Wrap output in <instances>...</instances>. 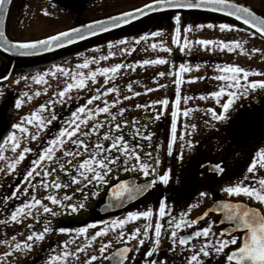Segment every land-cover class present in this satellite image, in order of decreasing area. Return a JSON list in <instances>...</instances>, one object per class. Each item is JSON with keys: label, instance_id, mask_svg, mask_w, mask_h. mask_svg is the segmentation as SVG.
I'll return each mask as SVG.
<instances>
[{"label": "snow or ice", "instance_id": "obj_1", "mask_svg": "<svg viewBox=\"0 0 264 264\" xmlns=\"http://www.w3.org/2000/svg\"><path fill=\"white\" fill-rule=\"evenodd\" d=\"M10 0H0V19L8 11ZM207 9L214 12L227 13L238 20H242L245 25H250L256 30L253 36L264 35V16L258 15L252 8L245 6L237 0H147L142 6L135 7L128 11H122L115 15H110L105 19H93L88 23H81L78 26L70 27L55 34L48 35L40 39L18 41L10 39L5 30L0 27V49L5 52H12L21 56H33L41 53L51 52L55 49H62L67 45H72L78 41H83L88 37L106 33L110 29H116L122 25H129L131 22H140L143 17L148 23L154 21L162 23L160 17L148 19L150 13H161L165 10H200ZM46 11V10H45ZM181 11H174L169 18L172 24L171 44L179 47L181 53L187 54L193 45H200L211 50V47H219L233 52L235 49L244 51L242 44L236 40H213L197 39L195 41L188 38V33L194 29L216 28L213 23L194 24L183 20ZM220 30H230L235 26L229 23L218 25ZM183 32V38L181 36ZM163 28L154 31H145L139 37L123 38L117 41H108L107 55L97 57H85L82 63L75 66V70L63 67L60 64H52L44 71H38L31 79L40 84H47L46 77H55L58 74L66 77L64 86L61 90L53 91L50 99L46 103H40L38 107L20 117V122L12 125V130L0 139V158L5 157V148L18 156L8 157L7 171L11 173L17 169L18 165L25 160L26 155L31 154L33 158L29 161V166L23 170L22 179L24 186L18 184L17 190L11 193V197L25 196L22 203L15 206L11 212V221L19 222L25 217L40 220L41 209L44 214L50 217L65 214L67 212L77 213L85 208L86 201L101 195V189L106 188V199L102 206V211L109 209L123 208L126 204L136 201L138 198L154 190L158 184L168 185L172 179V169L165 167L161 170V150L171 156L177 139L183 140L180 151L177 154L183 160L185 147L189 150L193 148V141L185 139V134L177 136L178 116L189 117L195 109L184 107L181 109V100L185 104L193 97L181 95V86L186 82L185 73H190L193 68L200 69L201 64L195 65L188 62H180L177 66L176 61L169 56H156L155 58L138 59L130 62H119L110 66L101 67L100 61H104L117 54H131L135 51V45L148 38L162 36ZM114 45H124L117 51H113ZM151 48H162L169 54L173 53V47L165 45L163 41L153 42ZM99 50V47L97 48ZM253 52L259 51L252 49ZM83 56V53H77ZM95 63L94 69H89V65ZM168 63L170 68L167 72L159 71L151 77L154 81L160 77H175L170 79L168 84L174 85V100L172 101V111L170 112V138L166 144L157 142L155 154L153 151L143 152L145 146L152 148V141L155 133L150 130V125L160 121L164 115L170 100L167 94L163 98L152 99L146 103L120 106L123 101L139 97L142 94L153 92L159 88L167 87L168 84L156 83L155 88L145 87L143 93L135 91L133 83L127 82L123 87L130 95H121L120 86L110 81H115L120 75V70L130 69L133 72L137 66L163 65ZM207 63V62H205ZM218 73L209 79H215L222 83L216 85V90L209 91L201 95V99H214L220 106V111L215 108H208L207 112L211 120L207 123L226 121L229 110L241 96L249 95L250 90L264 89V80H251L249 70L234 63H216L211 65ZM87 69L88 71H82ZM103 76V84L106 87H95L92 95L87 97L85 104H80L70 111L68 117L57 124L55 130L50 126L54 121H58L55 112L57 103L65 104L70 99L72 89L82 90L91 80L96 83L97 77ZM4 77L0 76V79ZM24 77H21L23 79ZM205 76H190L188 82L204 80ZM48 92V87L43 89ZM115 93V98L108 100L107 96ZM35 95L39 96L37 91ZM227 97L222 102L223 97ZM32 99L29 92L20 93V98L15 100V107L19 109L24 98ZM101 101V104L95 103ZM91 105V106H89ZM159 106V110L157 109ZM132 108L151 113L146 118L131 119L124 118V114ZM113 109H115L113 111ZM35 126V131L30 132V126ZM197 125L184 124L185 133L189 130L195 131ZM47 131L45 132V130ZM42 133L47 137L41 139ZM38 141L37 149L27 145V141ZM24 146L21 149V144ZM264 167V148L256 151L250 164L248 165L245 176L241 181L224 189L229 196L241 194L264 204V177L258 181L252 177V184L242 183L247 178V173H252L257 166ZM201 167H207L210 171L222 174L224 168L222 163H205ZM121 173L129 174V178L121 179ZM140 178H143L142 180ZM259 187H256V184ZM72 189L70 193L67 191ZM43 190V194H40ZM63 192V195L60 193ZM79 194L80 200L75 203L71 201ZM209 192H200L201 198L208 197ZM39 196V198H38ZM5 199H9L6 197ZM57 206L58 211H54L48 203ZM193 205H188L187 211L181 210L178 214L173 213L172 206L167 202V198L161 197L157 202V207L149 206L146 210L127 211L121 217L110 216L108 219L97 220L93 223L76 228L59 227L56 231L69 234L68 239L60 242L59 248L52 250L45 264H67L68 258L76 260L79 254L91 248L98 238L108 235L115 231V240H101L98 247V255L88 256L86 264H93L97 260H108L109 264H136L137 256L140 255L141 248L147 245L143 252L141 264H167L166 258L159 259L158 253L162 250L165 241L170 242L167 251L175 252L179 248L181 253H186L185 264H207L206 260L210 256H223V264H264V210L259 207L250 206L241 201L219 200L212 208L204 211L194 219L189 218ZM35 210V212H34ZM216 212L222 215L218 221H210L207 226L195 227L199 221L204 220L210 213ZM155 217V220L153 219ZM143 220L141 226L135 227L131 231L126 230L129 222ZM49 219H43L44 227L39 231H31L27 239L15 243L16 249H31L36 241H43L47 233L52 232ZM224 225L219 232L212 230L213 224ZM31 229L32 225L29 224ZM95 229L90 235L88 229ZM182 230H190L181 234ZM77 240L80 243L77 245ZM136 241L134 246H129V242ZM119 242L120 246L116 244ZM0 243H8L0 241ZM71 245H76L74 250H70ZM111 249V251H109ZM228 249L227 251H225ZM135 252L136 255L129 258V253ZM107 253V255H105ZM157 257V258H153ZM3 259V257H0Z\"/></svg>", "mask_w": 264, "mask_h": 264}, {"label": "rangeland", "instance_id": "obj_2", "mask_svg": "<svg viewBox=\"0 0 264 264\" xmlns=\"http://www.w3.org/2000/svg\"><path fill=\"white\" fill-rule=\"evenodd\" d=\"M146 1L147 0H28L25 2L24 0H17L14 9V19L12 20L9 31L12 36H38L44 33L52 32L53 30H58L59 28L68 24H72L76 21L98 17L118 10L129 9ZM171 16L172 14L157 16L162 18V23L157 21L148 23V20L143 21L122 30L106 34L104 36H101L100 38H96L95 40H91L70 50L61 52L59 54H53V56L43 58L40 62H31L30 64H28V66L26 64L22 65L20 64V62H17L18 64H16L17 66L14 72V78L24 77L20 83L21 85H23L27 82V79L31 80V77L34 76L36 72L44 71L52 64L57 63L63 67H69L70 69L75 70V66L82 63L85 57L98 58L101 55L106 56L108 52V41H117L123 38L132 40V38L143 35L145 31L150 32L158 30L159 28H163L164 33L162 36H150L148 40L140 41L135 45V51H133L131 54H126L123 56L120 55L117 49L120 47H124V45H114L113 51H117V54L107 60L100 61V66L105 67L119 62L126 63L138 59L155 58L156 56L169 55H171V58L176 61L177 66L180 62L185 61L192 65H195L197 63L201 64L202 66L200 69L193 68L192 72L185 73L186 82L181 86L182 97L184 95L193 97V99L189 100L186 104L182 99L180 104L181 109H183L184 107L195 109V111L187 118L183 117L182 114L178 116L177 136L179 137L182 133H184L185 139H191L194 145L191 150L185 147L183 152V159L189 160L190 158H197L203 160L209 158L210 160L218 161L219 159L227 158V156L230 154L231 165L239 164V162H241L244 157H247L248 151L252 148V145L250 143H246L250 140L255 141L257 139H255L256 137L251 136L250 133L245 134L246 136L244 134L233 135L235 127L240 129L242 123H244L242 120V118H244L243 116H234H236L237 113L246 112L247 109H252V116L257 113H264V103L262 102L264 101V99L261 100L262 97H264L263 94H260L261 99H259L258 102L254 103L252 101L253 98L257 96L256 94H259L260 90L264 91V89H253L250 90L249 95L241 96V98L236 101L233 107L229 110L228 119L221 122L213 121L212 123L214 124V126H209V124L207 123L211 120V116L207 112V109L215 108L217 112H219L221 110L220 106L217 105L212 98L201 99L200 97L204 93L216 90L215 86L222 83L221 81L208 78L218 75V73L211 67V65L216 63L237 64L249 70V81L264 80V40L257 36H253L251 32L240 28L234 22L223 17L208 14H194V16L191 17L189 16V14H182L183 20L187 22H192L194 24L213 23L217 25V27L213 29H209L207 27H205L204 29H194L192 32H189L187 34L190 40L195 41L197 39H213L217 41L225 40L226 42L236 40L240 42L244 48L243 52H241L239 49H235L233 52H228L226 49H220L219 47L210 46L211 50H209L203 46L194 44L192 50L187 54H184L179 51L178 46L171 44L172 24L169 19ZM221 23H229L234 25L235 27L230 30H220L218 25ZM181 36L183 38V32ZM159 41H163L165 45L173 47V53L169 54L162 48L158 47L156 49H153L149 46L151 43ZM98 47L99 50H97ZM252 49H258L259 51L253 52ZM77 53H83L84 55L78 56ZM1 60L3 61L2 56H0V61ZM3 63L5 64V67H3V64L0 63V73H3L9 64V62L7 61H4ZM20 65H22L21 67L25 69V71L23 72L24 74L20 73V70H18V66ZM96 66L97 65L95 63L90 64L89 69H94ZM169 68L170 65L168 63H165L163 65H152L144 67L137 66L134 72L130 69L122 68L117 79L114 82L110 81L109 85L107 86H111L112 83H115L116 85L120 86L121 95H130L127 89L123 87V85H125L129 81L135 82L139 80L140 83H133V88L135 91L143 93L145 87L155 88L156 83L162 85L168 84L170 79H174L175 77L170 78L167 75L158 78V80L156 81L151 79V77L155 76L157 72H167ZM26 71H31L33 73H26ZM82 71H85L86 73L88 70L84 69ZM190 76H205L206 78L204 80L197 79L196 81L188 82V77ZM66 79V77L58 74L55 77H46L47 84L38 83V87L36 88L37 91L40 92L38 100H35L34 97L32 100L28 101L29 105H33L31 110H35L40 103H46L48 99L52 98V92L61 90ZM7 83H10V81H2L0 82V86L9 87ZM97 86L101 88L106 87L103 84V76H98L95 84H93L91 80H89L87 82V86L82 90L78 91L76 89H72L69 94L70 99L66 100L65 104H56L55 112L59 119L58 121L53 122L54 127H50L55 130L57 124L64 118L68 117L70 111L74 110L80 104H85L87 97L93 94L91 90ZM45 87H48L47 93L43 91ZM165 94L168 95L170 104L165 112L164 117L160 121L155 122V124L150 125V130L155 133L153 141L151 142L152 149L145 146L143 152L153 151V154H155L156 143L160 142L166 144L167 140L170 138V112L172 111V101L174 100V85L168 84L167 87L159 88L153 92L142 94L139 97H133L130 100L123 101L120 105L127 107L128 105L137 103H146L152 99L163 98ZM114 98L115 93H110L107 96L108 100H112ZM226 98V96L223 97L222 102ZM95 103L101 104L102 106L101 101H96ZM7 108L9 109L12 117L15 119L16 116L20 117L22 115H25L24 111H28L26 109H28L29 107L27 102L25 101L24 104H22V106L19 108L20 113H18L17 109H14L11 112L10 106H8ZM133 109L134 110L131 109L130 111L126 112L124 114V118H146L147 115L151 114L149 112L145 116H138L136 114H143L144 112L136 108ZM157 109L159 110V106H157ZM66 110L67 112H65ZM114 110L115 109H113V111ZM256 118L259 119V116H256ZM247 121L248 120H246V122ZM185 123H195L197 125L196 130H189L190 134L185 133ZM243 125L242 127H244ZM46 131L47 129L45 130V132ZM254 135L256 136V134ZM183 143V140H180L179 138L177 139L174 145V154L177 155L179 153V148ZM245 147L247 148L245 149ZM163 155H161V161L163 160ZM8 156L14 157V154L12 156L8 154ZM126 175L129 176V174L121 173L120 178H125ZM236 182L237 181L232 180L230 182L231 186ZM106 190V188H102L101 195L95 198H90L85 202V208L80 209L77 213L67 212L54 218L50 217V226L52 227L53 231L47 233V237L45 236L48 239L54 240L50 254H52L53 249H57V251H59L60 242L68 239L69 237V234L60 233L56 231V229H58L59 227L72 229L82 225L83 221H85V219L90 215V211L93 209V206L96 204V202H98V200L102 196H104ZM202 190L203 189H200V192ZM67 191L71 193L73 190L70 191V189H68ZM60 194L63 195V192H61ZM237 197L247 196L241 194ZM78 200H80L79 194H77L71 202L75 203ZM203 203L204 201H201L200 205H203ZM256 203L259 202L256 201ZM48 204L53 208L54 211H58L57 206L51 205L50 202H48ZM131 226L132 224L131 222H129L126 225V230L131 231ZM94 231L95 229L89 228V235ZM6 232L7 238H5L4 235L2 236V238L0 237V241H2V239H5L8 242L0 243V257H3V259H0V264H20L21 260L25 259L29 252L30 254H32L37 250L36 245H33L30 250L23 248L16 249L14 247L15 243H19L20 241H23L25 239L24 236H16V226L9 227ZM115 237L116 232L111 231L107 236L98 238L97 242H95L91 248H88L85 252L79 254L76 260H73L71 257H69L67 264H86L88 256L92 254L98 255L97 250L101 240H115ZM79 243L80 241L77 240L76 244L78 245ZM75 246L76 245H71L70 250H74ZM46 261L42 262L41 264H45ZM93 264H103V262L102 260H97L96 262H93Z\"/></svg>", "mask_w": 264, "mask_h": 264}, {"label": "flooded vegetation", "instance_id": "obj_3", "mask_svg": "<svg viewBox=\"0 0 264 264\" xmlns=\"http://www.w3.org/2000/svg\"><path fill=\"white\" fill-rule=\"evenodd\" d=\"M17 0H15L16 3ZM25 2L28 0H24ZM242 2H246L249 5H253L257 9H259L261 12L264 13V0H239ZM15 3L11 12V16L9 19V27L11 26L12 20L14 19V9H15ZM91 19V18H90ZM89 20V19H86ZM81 20V21H86ZM81 21H76L72 24H68L66 26H63L60 29L75 25ZM58 30H53L49 33H44L38 36H14L15 39L18 40H25V39H33L36 37H41L44 35H48L50 33H53ZM2 56L3 61L1 60L0 63L3 64L2 66L5 67L4 61L9 62L8 67L5 69L3 73H0V76H5L9 70L10 67V58L0 54ZM41 59H35L31 61H17L20 62V64H30L31 62L37 61L40 62ZM15 63L14 68L11 72V75L9 78L5 81H10V83H7L9 87L0 86V139H2L4 136L8 134L9 131L12 130V125H14L16 122H20V117L16 116L14 119L7 108L10 106L11 112L14 109H17L15 107V100L20 98V93L22 92H29V94L32 96V99L35 97V100H38L37 95L35 93L37 92L38 83L33 81L32 79H27V82L23 85H21V77L14 78V72L16 70V64ZM18 66V70H20V73L24 74L23 72L25 69H23L21 66ZM26 73H33V72H27ZM23 76V75H22ZM264 77V76H263ZM14 81V82H13ZM12 82V83H11ZM264 96V91L260 90L259 94H256L257 96L256 101L253 102L256 103L261 99V95ZM31 99V100H32ZM264 97H262L261 100H263ZM27 102L28 104V111H24L25 114H30L33 105H29L27 97L24 98V102ZM23 102V104H24ZM264 103V101H262ZM145 103V102H144ZM8 105V106H7ZM132 110H134L132 108ZM252 110V109H251ZM251 110L247 109L244 113H237L236 116H243L242 118L243 122L242 125L244 127L236 128L234 129V134H249L251 136L256 137L257 140H250L246 144L250 143L252 145V148L248 151L247 157L243 158L239 164L231 165L229 154L227 158L219 159L218 161L210 160L209 158L200 160L197 158H190L189 160H180L176 154H172L171 156L167 155L165 151L161 150V155H163V160L160 165L161 170H163L165 167H170L172 169V179L168 185L158 184L154 190L149 191V193L145 194L144 196L140 197L136 201L129 203L127 206H125L123 209L109 212L106 214H101L100 212L96 211V207L98 203L103 202L105 199V193L104 196H102L98 202L93 206V209L90 211V215L83 221L82 225L84 226L89 223H93L97 220L106 219L110 216L115 217H123L127 211H133V210H146L147 207L152 206L155 210L157 207L158 200L163 196L167 198V202L172 206L173 213L178 214L179 211L184 210L187 211L188 205H193L192 211L189 213V218L194 219L198 215H201L204 211H206L214 202L219 200H233V201H243L248 203L251 206L259 207L262 210H264V204L256 203L253 199H250L249 197H237V196H229L225 191L222 189L231 186L230 182L232 180L235 181H241L242 177L245 176V171L250 164L252 158L254 157L256 151L260 148H264V113H257L253 116L251 115ZM18 113L19 109H17ZM244 111V110H243ZM28 112V113H27ZM67 112V110L65 111ZM249 112V113H248ZM240 114V115H239ZM17 115V114H16ZM138 116H145L146 113L143 114H136ZM248 116V117H247ZM256 116H259V119L256 118ZM248 119H247V118ZM9 120V122H8ZM246 120H248L246 122ZM249 122V125H248ZM51 127H54V124L51 125ZM35 131V126H30V132ZM256 134V136L254 135ZM43 136H41V139H46L44 133H42ZM246 136V135H245ZM40 143V140L38 141H27V145L32 147L34 150L37 149L38 145ZM24 146V142L21 144V149ZM247 147H245L246 149ZM152 149V148H151ZM180 149V148H179ZM19 150H17L16 153H12L10 150L5 148V157L0 158V237L4 235L5 238H7V229L12 226L17 227L16 236H24L26 240L27 236L30 234L31 231H39L42 230L44 227L43 219H50V216L48 214H44L41 209V219L40 220H34L31 217H25L23 220L19 222L11 221L10 215L11 212L15 209V206L22 203L24 199L27 197L25 196H19V197H11V193L13 191L17 190V185L19 184L21 188L24 186V182L22 179L23 170L29 166V161L31 158V154L26 155V158L24 161H22L17 169L13 170L11 173L7 171L9 160L7 159L10 154L11 156L14 154V156H18ZM223 162L222 167L224 168V172L218 176L216 172H211L207 167H201L202 164H205L206 162ZM127 176V175H126ZM125 176V178H126ZM255 176L257 178V181L264 177V167H260L259 165L256 167V170L252 173H247V178H244L242 180V183L245 185L252 184V177ZM129 177V176H127ZM143 178H141L142 180ZM256 187H259V184L257 183L255 185ZM200 189H203L201 192H209L210 195L208 197L201 198L199 196ZM72 189H70L71 191ZM43 194V190H40V194ZM8 197L9 199H5ZM39 198V196H38ZM204 201L203 205H200V202ZM44 203H48L47 200H44ZM35 212V210H34ZM155 220V217L153 218ZM222 219V215L220 213L212 212L208 217H205L204 220L199 221L198 225L195 227H203L207 226V224L210 221H218ZM31 224L32 228L29 229L28 225ZM132 226L130 227V230L134 229L135 227L141 226L143 224V220L131 222ZM79 226V227H80ZM224 227V225H221L219 223H214L212 230L215 232H219L220 229ZM190 231V230H182L181 234H184V232ZM47 237V236H46ZM45 237V238H46ZM23 240V241H24ZM2 241H6L5 239ZM54 240L53 239H44L43 241H36L33 245L37 246V250L30 254L28 253L27 257L23 260H21L20 264H41L42 262L48 260V257L50 255L52 244ZM136 244V241L129 242V246H134ZM117 247L120 246L119 242L116 244ZM170 247V242L165 241L162 244V250L160 253L157 254L159 259L164 260L166 258L167 264H185V255L186 253H181L179 248L175 252L167 251V249ZM147 245L141 248L140 255L137 256L136 264H141L143 252L146 250ZM226 249L225 251H227ZM111 251V249L109 250ZM107 255V253L105 254ZM136 255L135 252L129 253V258L131 259L132 256ZM154 259L157 257H153ZM206 260L207 264H223V256L220 257H214L210 256L207 258H203ZM103 264H109L108 260H102Z\"/></svg>", "mask_w": 264, "mask_h": 264}, {"label": "water", "instance_id": "obj_4", "mask_svg": "<svg viewBox=\"0 0 264 264\" xmlns=\"http://www.w3.org/2000/svg\"><path fill=\"white\" fill-rule=\"evenodd\" d=\"M237 2L242 3V4H244L245 6L252 8L253 11H255L258 15L264 16V13L261 12L259 9H257V8H255V7L249 5V4H247V3H244V2H242V1H239V0H237ZM14 3H15V0H10V3H9V5H8V11H7V13H6L5 15H3V18H2V19H0V27H2V28L5 30V34H6L10 39L16 40V39H14L13 37H11V35H10V33H9V19H10V16H11V12H12V8H13ZM144 3H145V2H144ZM142 5H143V3L140 4V5H137V6H135V7H139V6H142ZM135 7H133V8H135ZM133 8H129V9L121 10V11H116V12L108 13V14H105V15H102V16H99V17H96V18H92V19H89V20H86V21L79 22V23H77V24H75V25H72V26H70V27L78 26V25L81 24V23H88V22H90V21L93 20V19H105L106 17H108V16H110V15H115V14H118L119 12H122V11H128V10H131V9H133ZM174 11H181V10H165V11H163V12H161V13H150L148 19L154 18V17L159 16V15H164V14L173 13ZM181 12L189 13V14H208V15H214V16L223 17V18H225V19H229L230 21H232V22H234V23H236V24H238V25L244 27L245 29H247V30H249V31H251V32L256 31V30L252 29L250 25H245V24L243 23L242 20H238V19H236V18L233 17V16H229V15H227V13L214 12V11L207 10V9H200V10H182ZM143 21H147V20H145V18L141 17V18H140V22H143ZM140 22L133 21V22H131L129 25H122V26L119 27V28H116V29H110V30H109L108 32H106V33H100V34H97L96 36L88 37L87 39H85V40H83V41H78V42H76V43H74V44H72V45H67V46H65V47L62 48V49H55V50H53V51H51V52L41 53V54L33 55V56H21V55H18V54L12 53V52H5L3 49H0V53L3 54V55H5V56H7V57H9V58H10V61H11V63H10V67H9V70H8L7 74H6L5 76H3L4 78H3V79H0V81H4V80H6V79L9 78V76L11 75V72H12V70H13V68H14V65H15V63H16L17 61H29V60H35V59H40V58H43V57H46V56H50V55L56 54V53H58V52H61V51H63V50H66V49H69V48H71V47H74V46H76V45H79V44H81V43H84V42H86V41H89V40H92V39H95V38H98V37L104 36V35L109 34V33H113V32H116V31L122 30V29H124V28L130 27V26L135 25V24H138V23H140ZM70 27L64 28V29L59 30V31L66 30V29H68V28H70ZM59 31H56V32L51 33V34H49V35L55 34V33L59 32ZM46 36H48V35H46ZM46 36H42V37L35 38V39L44 38V37H46ZM257 36H259L260 38H262V39L264 40V35L257 34ZM29 40H32V39H29ZM18 41H25V40H18ZM254 100L256 101V98H255ZM220 163H223V162L221 161ZM209 164H213V165H214L215 163H214V162H209ZM211 172H214V171H211ZM217 175L220 176L221 174H217ZM127 178H129V177L122 178V179H127ZM105 199H106V196H105ZM105 199H104L103 202L98 203V205H97V207H96V211L100 212L101 214H106V213H109V212H114V211H117V210L123 209L125 206H127V205L129 204V203L126 204L123 208L109 209L108 211L105 212V211H102V210H101V209H102V206H103V204H104V202H105ZM138 199H139V198H138ZM232 201H233V200H232ZM132 202H134V201H132ZM132 202H130V203H132ZM241 202H243V201H241ZM214 203H215V202H214ZM214 203H213L209 208H212L213 205H214ZM245 203H246V202H245ZM250 206H251V205H250ZM254 207H255V206H254ZM209 208H208V209H209ZM208 209H207V210H208ZM113 217H115V216H113ZM108 218H109V217H108ZM108 218H106V219H108Z\"/></svg>", "mask_w": 264, "mask_h": 264}]
</instances>
